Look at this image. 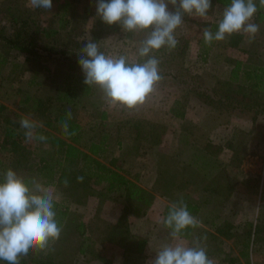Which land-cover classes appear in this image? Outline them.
<instances>
[{
    "label": "crops",
    "instance_id": "crops-1",
    "mask_svg": "<svg viewBox=\"0 0 264 264\" xmlns=\"http://www.w3.org/2000/svg\"><path fill=\"white\" fill-rule=\"evenodd\" d=\"M59 2L56 0L55 10ZM65 3L70 16L75 2L65 0ZM212 6L207 15L210 25L196 28L194 56L187 51L191 37L186 35L181 43L179 55L184 68L180 73L192 74L193 65L188 59L195 62L197 73L201 68L211 67L213 80L205 84L202 79L200 84L218 93L241 82L232 81V76L240 78L248 74L255 84L247 86L253 97L244 101L248 109L224 110L199 94H187L188 84L179 82L180 87L174 89L184 96L163 106L162 135L144 132L142 127L126 123L124 118H113L108 114L106 102L95 118L79 120L71 114L81 133L78 141L65 138L107 167H93V164L87 167L83 161L59 167L55 162L54 167H45L51 177L39 173V182L54 192L56 219L62 228L59 240L50 244L53 252L64 253V247H58V243L69 244V236H81L77 258H82L84 263L130 264L133 255L138 258L147 252L148 259H153L163 244L175 242L169 236L170 230L160 221L167 215L169 205L180 198L200 221L197 228H190L182 235L187 246L205 234L219 235L221 227L234 230L236 219H243L246 227L245 221H251L250 207L246 205L252 203L253 190L258 193L260 204H264V8L253 17L259 31L251 43L246 36L233 34L224 41L206 45L203 30L210 28L215 32L223 10L215 2ZM184 20L187 22L188 17ZM101 27L103 37L120 31L118 25L101 22ZM142 40H137L139 45ZM135 57L139 59L138 53ZM89 96L82 95L91 100ZM100 124L103 129L97 132ZM126 125L128 132L120 134V128L126 129ZM129 126L133 132H129ZM44 148L47 151L49 144L45 143ZM44 152L39 150V154ZM80 176L84 177L82 182L77 180ZM239 190L245 209L242 212L236 208Z\"/></svg>",
    "mask_w": 264,
    "mask_h": 264
},
{
    "label": "clouds",
    "instance_id": "clouds-1",
    "mask_svg": "<svg viewBox=\"0 0 264 264\" xmlns=\"http://www.w3.org/2000/svg\"><path fill=\"white\" fill-rule=\"evenodd\" d=\"M258 4L264 8V0H258ZM28 6L51 10L53 4L52 0H29ZM212 7V0H96V16L102 23L118 25L123 32H144L146 36L138 48L139 59L130 61L125 55H106L88 34L77 61L83 84L98 88L109 107L131 110L143 105L163 79L160 61L153 53L162 47L174 49L178 44L175 32L185 16L203 19ZM257 11V0H231L223 9L217 30H203L205 44L224 41L233 34L244 35L251 43L259 31V25L253 22ZM67 118L71 119L70 110ZM18 123L26 139L47 140L36 131L43 126L41 122L22 117ZM61 127L66 135L71 134L67 120ZM83 179L77 177L80 182ZM67 183L65 180V186ZM55 203L54 192L37 179L26 181L12 168L4 172L0 180V260L20 264L30 252L46 251L59 240L62 228L56 219ZM160 222L175 242L163 244L149 264H214L200 238L194 239L191 246L182 241L188 229L200 225L183 198L169 205Z\"/></svg>",
    "mask_w": 264,
    "mask_h": 264
},
{
    "label": "rangeland",
    "instance_id": "rangeland-1",
    "mask_svg": "<svg viewBox=\"0 0 264 264\" xmlns=\"http://www.w3.org/2000/svg\"><path fill=\"white\" fill-rule=\"evenodd\" d=\"M73 1L75 2L72 13L74 20L73 29L69 30L66 28L59 30L56 34L57 38L54 41V43H57L56 46L58 45L66 49L81 51L84 38L90 34L92 39L98 43L100 50L106 55L112 57L125 55L128 59H136L135 56L140 47L137 40L140 38L144 39L146 33H129L123 32L120 29L116 35H110L109 37L106 35V37H103L101 20L96 16L95 11L96 0ZM52 4L53 7L51 10H45L40 8L32 9L28 6L29 0H0V28H3V30L5 28L8 33L11 30L10 21L12 17H24L27 13L36 19L39 24V19L43 16L42 14H48L50 11L55 10L56 0H52ZM8 9H10V11H8ZM209 14L210 12L208 15ZM91 25L94 26L91 27ZM198 25L199 27L210 25V17L206 16L203 19L188 17V21L186 22L184 20L183 24L176 29L175 36L178 40V45L175 49L176 55H173L174 58L172 61L170 60L169 64L165 62L162 69L181 74L180 71L184 68V66L181 65L183 60L180 58V51H182L181 43L186 35L191 37V46H188L187 51L189 55L194 56L196 48V28ZM1 55L5 56L6 61L0 62V101L6 103L8 109L5 110L2 117H0V142L5 138L4 126L11 119L12 122L9 124L16 130L15 133L18 132L17 135L19 136L23 135L21 136V145L27 146L29 149H35L38 153L39 150L44 152L45 143L38 140L26 139L24 136V130L20 128L18 123L22 117H28L41 123L44 118L40 114H33L23 110L22 106H19L18 104V99L19 96L25 95L26 93L33 95L44 93V90L48 87L47 83H50L51 78L55 77L57 66L51 61H48L47 65L51 69L49 71L41 70L39 69L40 61L32 60L31 58L26 59L25 53L19 52L15 49H8L4 44L3 39H0V56ZM155 57L159 60L163 59L161 57L164 56ZM187 62H191V65H193L190 70H193L192 74L189 75L187 74L189 72H184L181 76L188 85L201 83L202 79H204L205 84L207 80L209 82L213 80L214 77L211 74V67L201 68L198 70L199 73H197L195 71V62L189 61V59ZM64 66L66 67V65ZM207 71L209 73H207ZM58 78L59 76H56V80ZM175 86L180 87L177 82L173 81L171 76H163V79L157 84L156 90L148 97L143 105L131 110L106 106L107 109H109L108 114L113 118H124L129 125H132L133 127L136 125V127H142L144 132L155 131L154 133L162 135L164 132V125L163 122H160L162 119L160 116L163 114V106H167L169 101H172L173 99L184 96L180 95V92L174 89ZM262 87L264 88V85ZM18 89H20V91H18ZM51 89L52 86L50 87V90ZM93 90L94 95L92 98L89 96L91 100H86L82 95L77 98L76 104L70 108L73 117L82 120L87 117L95 118L99 115L101 109L106 103L103 94L99 89L93 87ZM247 97L248 95L246 98ZM188 99L190 100V98ZM91 101L93 103H89ZM168 118L169 117L167 116V119ZM135 119H142V123L135 124ZM149 120L151 124H149ZM171 120L175 119L172 118ZM132 126H129V132H133ZM102 129L103 127L100 124L97 128V132H100ZM120 130V134L127 133L128 125H126V129L120 128ZM39 144L41 147H39ZM10 152L11 156L8 154V149H3V152L0 153V160L3 164L11 165L9 162H12V157H14L16 153H13L12 151ZM201 153L202 152H199L198 154L200 155ZM1 167H3V165H1ZM15 171L22 177L30 176V178H35L39 181V176L36 174L28 175L25 167L19 168V170ZM254 192L255 191L253 190L252 203L246 205V207H250L249 211L251 213V221H245L248 223L246 224V227L243 225V219H236L235 223L237 225L234 230H228V232L224 227H221L219 235L205 234L203 237H200L202 246L205 247L208 257L214 261V264H264V204H260L258 201V193ZM259 192L261 194L262 190ZM237 198H239V202L235 199L237 204L236 208L238 209L237 212H242L245 210L242 202V190H239V196ZM191 206L195 207L193 204ZM239 215L242 217L243 213ZM221 223L223 224L225 222ZM226 231L228 232V235L225 234ZM69 237L71 243L68 244L64 242L63 245L62 242L58 243V247H64V253L53 252V246L49 247L48 252L54 256L53 258L55 259V262H61V264H88L84 263L82 258H77V247L81 242V236ZM245 245L248 246L247 249L249 251L248 261L245 260V257L243 258L242 254V249ZM133 246H135L134 243L132 244V247ZM148 254L150 253L147 252L146 254H140V257L138 258H135V255H133L132 260L129 262L130 264H149L151 259H148ZM20 264L29 263L20 262Z\"/></svg>",
    "mask_w": 264,
    "mask_h": 264
},
{
    "label": "trees",
    "instance_id": "trees-1",
    "mask_svg": "<svg viewBox=\"0 0 264 264\" xmlns=\"http://www.w3.org/2000/svg\"><path fill=\"white\" fill-rule=\"evenodd\" d=\"M212 2L217 3L219 7L224 9L230 4L231 0H212ZM257 8V12L259 13L258 0ZM66 11L65 0H60L56 10L50 11L48 14H42L43 16L39 19V24L36 19L27 13L24 17H12L10 21L11 30L8 33L5 28L4 30L0 28V39L4 40V44L8 49H15L25 53L26 59L31 58L32 60L40 61L39 69L41 70L49 71L51 69L47 65L48 61L57 66L55 77H52L51 82L47 83L48 87L44 90V93L39 95L26 93L19 96L18 99V104L22 106L23 110L43 116V126L39 127L36 131L47 137L45 143H48L50 148L47 151L45 150L44 153L39 154L35 149H29V147L21 145V136L17 135L18 132L15 133L16 130L9 124L12 122L10 119L4 126L5 138L0 142V153L3 152V149H8L16 154L12 157V162H9L11 165L3 164L0 160V164L6 167V169H0V180L3 179V174L8 167H25L28 175L36 174L39 176L40 173L48 178L51 177V172L49 169H45V167H54L55 162L59 164V167H70L76 161H83L87 167L92 166V164L93 167H107L105 164L95 161L94 157L87 155L83 150L66 139L70 137L73 141H78V136L81 133L77 123L67 118V112L70 110L71 105L80 95L92 96L94 94L93 87H88L82 82L83 74L77 62L80 51L56 46L57 43H54L59 30L66 28L69 30L73 29L72 13L69 16ZM176 47L174 49L162 47L156 50L153 55L164 56L161 57L163 59H159V74L162 77L171 76L174 82L187 85L188 83L182 79L181 74L162 69L165 62L169 64L170 60H173ZM129 60L137 61L138 59ZM3 61H6V58L1 55L0 62ZM56 76H59L60 79L56 80ZM237 79L241 82L236 87L226 88L223 93L213 92L207 88H203L202 83H197L195 86L188 85L187 94L191 92L199 94V96L201 95L206 100L215 102L218 107L224 110H229V108L246 110L248 108L245 107L244 101L253 99L252 92H247V86H255L250 80L253 77H250L248 74L240 78L239 76L231 77L232 81H236ZM51 86L52 89L50 90ZM247 95L248 97L246 98ZM7 109L6 103L0 101V117H2ZM65 120H67L70 135H66L61 127L62 122ZM141 120H136L135 124L142 123ZM149 124H151L150 120ZM47 127L51 128V130L47 129ZM54 132L59 134H55ZM95 149V147H91V151L97 153ZM23 178L27 181L30 179V176ZM247 247L245 245L242 249L243 258L245 257L246 261H248L249 254ZM53 257L48 250L33 251L26 257L21 258L20 262L29 264H61V262H55ZM0 264H7V262L0 260Z\"/></svg>",
    "mask_w": 264,
    "mask_h": 264
}]
</instances>
